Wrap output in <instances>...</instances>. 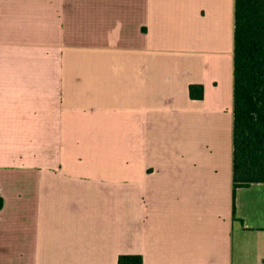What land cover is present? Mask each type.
<instances>
[{
    "label": "crops",
    "instance_id": "crops-1",
    "mask_svg": "<svg viewBox=\"0 0 264 264\" xmlns=\"http://www.w3.org/2000/svg\"><path fill=\"white\" fill-rule=\"evenodd\" d=\"M233 48L234 0H0V264H264Z\"/></svg>",
    "mask_w": 264,
    "mask_h": 264
},
{
    "label": "trees",
    "instance_id": "trees-1",
    "mask_svg": "<svg viewBox=\"0 0 264 264\" xmlns=\"http://www.w3.org/2000/svg\"><path fill=\"white\" fill-rule=\"evenodd\" d=\"M191 98L203 85L189 84ZM234 190L264 181V0H234L233 48ZM117 264H143L137 253H122Z\"/></svg>",
    "mask_w": 264,
    "mask_h": 264
}]
</instances>
